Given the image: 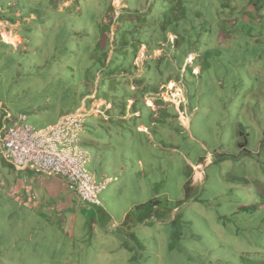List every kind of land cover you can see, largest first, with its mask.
<instances>
[{"label": "rangeland", "instance_id": "374dc122", "mask_svg": "<svg viewBox=\"0 0 264 264\" xmlns=\"http://www.w3.org/2000/svg\"><path fill=\"white\" fill-rule=\"evenodd\" d=\"M49 1L0 0V127L13 123L14 118L3 121L8 112L12 116L23 112L38 129L56 122L62 113L84 111L85 85L79 77L84 69L72 70L68 66L72 59L65 58L52 70L43 69L46 55L53 50L50 37L57 30L44 31L32 19L39 10L55 15ZM71 1L62 0L59 7ZM112 3L117 12L126 5L125 0ZM145 4L149 1L138 5L143 9ZM22 18L28 22L24 29ZM18 24L19 34L30 40L21 53L15 41L8 46L2 41ZM55 42L60 46L61 40ZM145 51L142 47L135 61L139 74ZM174 72L167 75L177 79ZM36 74L52 86L42 78L29 81ZM181 76L180 83H169L160 98L145 99L154 112L137 106L139 120L117 118L119 106H113L106 119L87 115L89 132L79 134L77 141L89 154L86 168L98 177L112 178L100 194V208L90 206V212L67 220L50 212L46 222L42 216H30V208L8 197L10 190L0 183V264H264V217L258 210L254 216L241 210L254 201L252 196L246 202L239 200L241 183L236 178L244 177V159L230 158L233 142L225 118L221 119L219 100L209 107L191 98L189 105L185 92L191 78L187 72ZM54 78L62 79L55 84ZM26 106L29 110L22 111ZM134 122L148 126L146 131H137ZM2 162L0 155V166ZM4 168L9 170L7 165ZM228 178H234V183L229 184ZM250 191H256L255 185ZM101 207L111 220L104 214L95 216ZM130 213L134 218L126 221L133 234H123L125 227L115 222Z\"/></svg>", "mask_w": 264, "mask_h": 264}, {"label": "trees", "instance_id": "16d2710c", "mask_svg": "<svg viewBox=\"0 0 264 264\" xmlns=\"http://www.w3.org/2000/svg\"><path fill=\"white\" fill-rule=\"evenodd\" d=\"M60 1L48 3L55 11L53 17L39 10L40 14L32 19L42 24L40 28L44 31L57 30L50 37L55 52L46 55L49 58L43 69L52 70L64 58L72 59L68 62L72 70L84 69L85 76L79 74L85 85L82 102H90L88 96L94 94V98L105 99L124 113L128 101L133 99L129 110L134 121L141 117L138 114L141 106L154 112L145 104L146 98H160L169 83H180L181 73L187 72L191 78L185 92L189 105L191 98L209 107L218 99L223 111L220 117L225 118L226 133L233 142L230 158L244 159L241 163L244 177L236 178L241 183L237 187L239 200L246 202L252 196L254 203L242 206L241 210L250 216L258 210L263 218L264 0H144L149 4L143 9L138 5L141 0H125L126 5L119 12L112 0H72L59 7ZM19 22L23 29L27 27L23 18ZM55 40H61L60 46ZM29 41L24 37L16 46L17 53L25 52L27 48L23 45ZM142 47L146 49V58L139 74L135 61ZM159 50L162 52L155 54ZM173 71L177 79L167 75ZM32 76L31 82L42 78L50 84L38 74ZM60 79L54 78L53 82L58 84ZM29 108L26 106L22 111ZM234 180L228 178L227 182L233 184ZM252 185L254 192L250 191ZM57 217L68 219L62 214ZM129 217L134 218L130 213L120 225L126 229L123 234H133L126 221ZM45 220L48 222L49 217Z\"/></svg>", "mask_w": 264, "mask_h": 264}, {"label": "built area", "instance_id": "2783aa9c", "mask_svg": "<svg viewBox=\"0 0 264 264\" xmlns=\"http://www.w3.org/2000/svg\"><path fill=\"white\" fill-rule=\"evenodd\" d=\"M27 116H14L2 132L3 154L16 168L31 167L46 175L60 176L69 191L91 206H100V194L111 181L97 182L95 174L86 168L88 152L77 145L84 130L82 111L67 113L45 127L35 129Z\"/></svg>", "mask_w": 264, "mask_h": 264}, {"label": "crops", "instance_id": "0c3cea01", "mask_svg": "<svg viewBox=\"0 0 264 264\" xmlns=\"http://www.w3.org/2000/svg\"><path fill=\"white\" fill-rule=\"evenodd\" d=\"M17 26H18L16 29L17 31L13 30L14 32L10 31L7 34L10 37H13L14 40L9 38L10 40L8 41L6 39L2 40L3 42L6 43L10 42V44L14 45V43L11 42L15 41L16 44L14 46H17L18 43L22 41L24 37L20 35L18 32L21 31L22 28L19 26V24ZM88 97L91 99V101L86 104L84 100L82 103L83 104L82 106L85 107L84 111H82L84 117L83 118L84 130L82 133L84 134L89 132V130L87 131V129H89V127L91 126L88 123L89 126L86 129L85 121L87 115L93 114L95 116V119L99 118L100 116H103V118L106 119L109 117L108 111L111 108L114 109L111 103H107L104 99L94 98V94ZM96 101L99 103H95ZM90 105H92V108H90ZM130 105L131 104L128 103V105L125 107L126 109L124 113L120 112V114L117 115V118H120V120L130 119L134 115L129 110ZM87 108H90L91 110L88 111ZM5 118L6 119L3 121H7L8 118L12 119L14 118V116H12L8 112L5 115ZM133 124L137 129V131H141V130L143 132L146 131V126L140 124L138 125L137 123H133ZM7 125L8 124L3 123L2 126L0 127V155L3 160L0 166L3 168L2 174H0V183H3V185L7 186L8 190L11 191V192L10 191L6 192L8 197H14L19 205L24 204L28 208H30L28 213L30 216L38 215V216H42L44 219L50 216V212L54 213L55 215L62 214L67 218L70 217L72 219L73 218L77 219L78 214H84V212L87 211L90 212L91 205H88L83 201H81L80 198L77 195H75L73 192L71 194L68 193L66 191L68 190L66 182L60 176L46 175L31 167L16 168L6 159V157L3 154L1 136L3 129ZM4 165H7L9 167V170L4 168ZM103 172L106 173L105 171ZM93 173L95 174L97 182L103 180L104 178H110L112 181L111 176L102 175L98 177L96 176L95 172ZM96 208L98 209L100 207H96ZM101 214H104L106 219L108 218H110V220L112 219L111 215L108 213L107 210H104L103 207H101L100 211L97 210L95 212V216L99 217ZM124 221L125 218L122 220V222L119 223L115 222V225L120 226Z\"/></svg>", "mask_w": 264, "mask_h": 264}, {"label": "bare ground", "instance_id": "6f19581e", "mask_svg": "<svg viewBox=\"0 0 264 264\" xmlns=\"http://www.w3.org/2000/svg\"><path fill=\"white\" fill-rule=\"evenodd\" d=\"M9 38L11 39V37L9 35H6L5 36V39H9Z\"/></svg>", "mask_w": 264, "mask_h": 264}, {"label": "clouds", "instance_id": "9594fccd", "mask_svg": "<svg viewBox=\"0 0 264 264\" xmlns=\"http://www.w3.org/2000/svg\"><path fill=\"white\" fill-rule=\"evenodd\" d=\"M75 112V111H74Z\"/></svg>", "mask_w": 264, "mask_h": 264}]
</instances>
